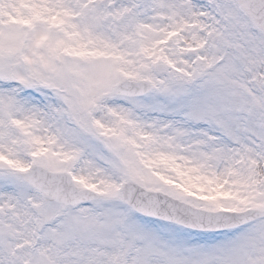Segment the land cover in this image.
I'll use <instances>...</instances> for the list:
<instances>
[{
    "label": "snow or ice",
    "instance_id": "1",
    "mask_svg": "<svg viewBox=\"0 0 264 264\" xmlns=\"http://www.w3.org/2000/svg\"><path fill=\"white\" fill-rule=\"evenodd\" d=\"M0 264H264V0H0Z\"/></svg>",
    "mask_w": 264,
    "mask_h": 264
}]
</instances>
